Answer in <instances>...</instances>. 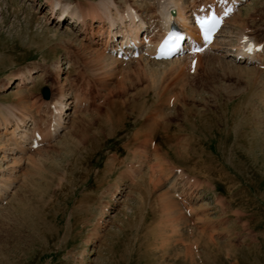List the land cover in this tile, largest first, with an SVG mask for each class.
<instances>
[{
	"label": "rangeland",
	"instance_id": "rangeland-1",
	"mask_svg": "<svg viewBox=\"0 0 264 264\" xmlns=\"http://www.w3.org/2000/svg\"><path fill=\"white\" fill-rule=\"evenodd\" d=\"M51 16L44 0H0V168L24 170L0 176L14 190L0 197V264H264V68L207 48L98 59ZM226 19L230 42L244 33L264 52V0ZM43 87L63 92L62 126L4 160L12 116L51 122Z\"/></svg>",
	"mask_w": 264,
	"mask_h": 264
},
{
	"label": "bare ground",
	"instance_id": "bare-ground-1",
	"mask_svg": "<svg viewBox=\"0 0 264 264\" xmlns=\"http://www.w3.org/2000/svg\"><path fill=\"white\" fill-rule=\"evenodd\" d=\"M44 1H45V5L50 7L51 15H52L51 20H53L56 24L60 22L58 19L59 15H61L64 11L68 12L70 18L73 19V22L77 23L79 26L78 33L80 35H82V38H84V40H85V42H83V43H85L87 46H91V48L93 50L94 57L95 58L97 57L98 59H102V58L107 57V55H106L107 51L105 52L102 48L96 47V44H95L96 39L98 38L101 40L103 38V41H105L109 37L108 42H111L113 39V36L115 35V32L112 33L111 30L116 31L117 29L113 30L114 27L120 26L122 24L125 25L124 22H127V21H128V23H127L125 29L129 28L132 24V26H131L132 30H133V32H135L134 38L137 37L138 31L140 29H143V32L145 30H146L145 32H147L148 29H146V27L152 28L149 35L146 34V39H147L146 45H145V48L140 52L141 56H146V57L149 55L152 56V54L154 52V48L152 46H154L156 44V41H158V39L164 34L170 20L175 21L176 23H178L182 27H184L186 32L192 37V39L196 43L204 46L205 48L209 49L210 51L221 49V51L223 52L224 55H226V56L231 55L233 58H235V56H241L243 52L245 53V47L247 46V44L250 41H252V39H251L252 37L251 38L247 37L246 34H245L246 36L244 38H242L244 35V33H243L242 37L237 38L235 43L230 42L229 40L231 39L232 34L229 33V32H231V30L227 31V29H226V26H227L226 23H228V20L226 19L225 16H224V22H223L220 30L213 37L211 42L203 43L199 39V37L196 35V32H195L196 31V28H195L196 24L198 23V21H200L201 18H205L208 15V12L217 9L216 8V0H152L151 3H148V5L141 7L143 9L146 8L148 10L144 14H141L143 10H141L140 8L138 10V13H134L135 11H133L132 9H130L128 7H126V11L123 14H120V13L117 14L116 11L112 12L108 8V6L110 4L109 0H97L95 3L89 2L87 6H84V5L81 6L77 3L60 4L59 0H44ZM199 6H201L200 11L198 10ZM170 10H173L172 14H171ZM56 14H57V17L55 16ZM54 16H55V18H54ZM48 19L49 18L47 17L46 20H48ZM146 22H147V24H146ZM163 28H164V30H163ZM72 31H73V29H72ZM122 31L124 32V30H122ZM241 31L244 32L243 30H241ZM116 32H121V28H120V30H117ZM103 33H106V35ZM238 33H240V32L238 31ZM126 34L130 36V33L129 34L126 33ZM126 34H124V36ZM234 35H236V34H234ZM138 41L140 42L141 40H138ZM228 41H229V43H228ZM89 44H91V45H89ZM253 45H255V42H253ZM224 55H222V56H224ZM258 55H259L258 52H253V51L251 54H247L248 58H253V60H254V58H255V60L258 59ZM202 58H204V57H202ZM114 60H116V58H114ZM174 60H173V58H170L169 61L172 62ZM213 62H215V61L213 60ZM210 63H212V62H210ZM236 63H238V61H236ZM172 65H173V63H172ZM180 66H182V65L180 64ZM236 66H239V64ZM197 71H198V69H197ZM125 74H127V73H125ZM182 77H181V79H182ZM119 78H121V77H119ZM27 80H29L27 77H23L22 75H19L15 79V84L13 86L14 87L15 86H21L23 83L27 82ZM10 85H11L10 81H7L3 88L10 87ZM62 93H60L57 97H50L48 99H41L40 102L37 101V102H39L38 104L40 106L42 105L45 107V108H43V110L49 112V116H51V118H52L50 120L51 122H49V124L46 126V128H42L41 130L37 129L36 125H35V120H33V119L31 120V123H33V125H32L33 129H31V130L28 129V128H30L29 127L30 124L29 125L27 124L28 128H25V127L20 128V125L22 123L21 119L18 117L12 116L14 126L11 128L10 134L13 135L11 137L14 140L15 147L12 148L11 146H8V147H10V149H13V150H12V152H9V153L5 152V154H4V149L2 150L3 154H4V156H3L4 160H6L8 154L11 155V153H13L14 149L16 151H19L22 154L19 157L24 156L23 152L26 150V147H24L26 140L24 138H26V137L32 136V138H33L36 134H38L39 139H38L37 148H39L40 144H42V142H44L45 140L49 141V139L54 138L55 134L58 131V128L60 126H62V122H61V119L59 116V114H61L60 112H62V106L63 107L65 106L64 103L62 102V99L64 98ZM171 96H172V94H171ZM0 121H1V119H0ZM2 122L5 125L8 124V123H5V120ZM3 123H2V125H3ZM6 127H8V126H6ZM28 142L30 143V141H28ZM27 148H28L27 150L30 149V147H27ZM174 148H176V146ZM13 158H18V157H13ZM12 163H13V160H12ZM15 166H18L19 167L18 169L20 170L22 167V162L18 165H14V167H12V164L7 165V168L5 169V171H4V169L0 168V171L3 170V172H0V176H2L1 174H3V175L6 174L5 172H8L9 170H12V172L14 173L15 170H17ZM14 174H17V173H14ZM21 175L24 178V170H22L20 172V177H21ZM6 181L7 182H5V183H8V184L2 183V182L0 183V197L1 196L3 197L2 201L5 198L7 199L8 197H10V194L14 191V190L13 191L11 190L12 188H10V189L8 188L10 181H8V180H6ZM172 185H173V183L170 184V186H172ZM169 199L171 200L170 197H169ZM7 201L8 200H6V202ZM168 205H170V204H168Z\"/></svg>",
	"mask_w": 264,
	"mask_h": 264
},
{
	"label": "water",
	"instance_id": "water-1",
	"mask_svg": "<svg viewBox=\"0 0 264 264\" xmlns=\"http://www.w3.org/2000/svg\"><path fill=\"white\" fill-rule=\"evenodd\" d=\"M41 94L43 98H48L49 97V89L47 87H43L41 89Z\"/></svg>",
	"mask_w": 264,
	"mask_h": 264
},
{
	"label": "snow or ice",
	"instance_id": "snow-or-ice-1",
	"mask_svg": "<svg viewBox=\"0 0 264 264\" xmlns=\"http://www.w3.org/2000/svg\"><path fill=\"white\" fill-rule=\"evenodd\" d=\"M170 35H172V37H173V39H172V43L175 44V41H176L177 39H179V36H178L177 34H170ZM165 43H167V40L165 41Z\"/></svg>",
	"mask_w": 264,
	"mask_h": 264
}]
</instances>
